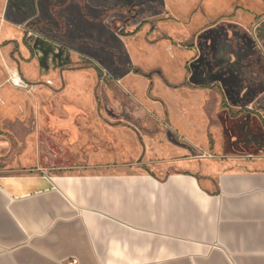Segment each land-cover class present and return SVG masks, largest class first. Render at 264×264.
Wrapping results in <instances>:
<instances>
[{
  "label": "rangeland",
  "instance_id": "374dc122",
  "mask_svg": "<svg viewBox=\"0 0 264 264\" xmlns=\"http://www.w3.org/2000/svg\"><path fill=\"white\" fill-rule=\"evenodd\" d=\"M83 3L84 14L77 0H0V174L255 168L264 0ZM132 6L128 21L104 15ZM15 73L27 90L11 86Z\"/></svg>",
  "mask_w": 264,
  "mask_h": 264
},
{
  "label": "crops",
  "instance_id": "0c3cea01",
  "mask_svg": "<svg viewBox=\"0 0 264 264\" xmlns=\"http://www.w3.org/2000/svg\"><path fill=\"white\" fill-rule=\"evenodd\" d=\"M246 161L0 174V264H264V156Z\"/></svg>",
  "mask_w": 264,
  "mask_h": 264
},
{
  "label": "flooded vegetation",
  "instance_id": "af4514ba",
  "mask_svg": "<svg viewBox=\"0 0 264 264\" xmlns=\"http://www.w3.org/2000/svg\"><path fill=\"white\" fill-rule=\"evenodd\" d=\"M77 2L79 4V6H80L81 13L84 14L85 11H84V3H83V0H77ZM115 12H120L122 15H125L127 21L130 20V19H132L133 17L137 16L136 9L133 6L132 7H123V8H112V9H108L104 13V15L105 14H109V13H115ZM58 22H59V25L62 26L61 19L58 18ZM41 23L44 24V25H47L45 22H41ZM113 26H112V28H113Z\"/></svg>",
  "mask_w": 264,
  "mask_h": 264
},
{
  "label": "built area",
  "instance_id": "2783aa9c",
  "mask_svg": "<svg viewBox=\"0 0 264 264\" xmlns=\"http://www.w3.org/2000/svg\"><path fill=\"white\" fill-rule=\"evenodd\" d=\"M9 82L11 86L18 89L27 90L29 88V85L22 79V77L18 73L13 74Z\"/></svg>",
  "mask_w": 264,
  "mask_h": 264
},
{
  "label": "trees",
  "instance_id": "16d2710c",
  "mask_svg": "<svg viewBox=\"0 0 264 264\" xmlns=\"http://www.w3.org/2000/svg\"><path fill=\"white\" fill-rule=\"evenodd\" d=\"M261 26L264 27V22L262 23ZM113 29H114V26H113ZM114 30H116V29H114ZM136 32H137V31H135L134 33H136ZM134 33H132V34H134ZM132 34H127V35H125L124 33H121V35H122V36H125V37H126V36H130V35H132ZM95 69H96L97 72H99V69H97V68H95Z\"/></svg>",
  "mask_w": 264,
  "mask_h": 264
}]
</instances>
